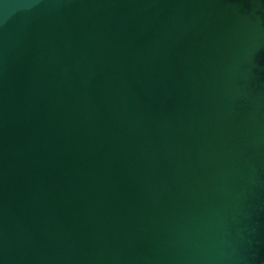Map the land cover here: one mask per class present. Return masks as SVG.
Returning a JSON list of instances; mask_svg holds the SVG:
<instances>
[{"label":"water","instance_id":"1","mask_svg":"<svg viewBox=\"0 0 264 264\" xmlns=\"http://www.w3.org/2000/svg\"><path fill=\"white\" fill-rule=\"evenodd\" d=\"M0 264H264V0H0Z\"/></svg>","mask_w":264,"mask_h":264}]
</instances>
